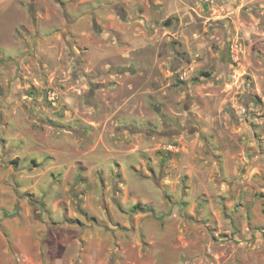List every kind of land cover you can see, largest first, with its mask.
Here are the masks:
<instances>
[{
  "label": "rangeland",
  "instance_id": "obj_1",
  "mask_svg": "<svg viewBox=\"0 0 264 264\" xmlns=\"http://www.w3.org/2000/svg\"><path fill=\"white\" fill-rule=\"evenodd\" d=\"M0 219V264H264V0H0Z\"/></svg>",
  "mask_w": 264,
  "mask_h": 264
},
{
  "label": "crops",
  "instance_id": "obj_2",
  "mask_svg": "<svg viewBox=\"0 0 264 264\" xmlns=\"http://www.w3.org/2000/svg\"><path fill=\"white\" fill-rule=\"evenodd\" d=\"M0 221H1V219H0ZM1 223L4 224V225H6V222L5 221L0 222V225H1ZM1 252H2V255H0V257L6 259V256H8L7 255V252L8 251H6V249H3Z\"/></svg>",
  "mask_w": 264,
  "mask_h": 264
}]
</instances>
